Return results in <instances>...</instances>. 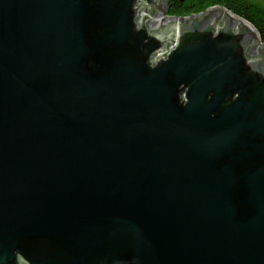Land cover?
<instances>
[{
	"label": "water",
	"instance_id": "obj_1",
	"mask_svg": "<svg viewBox=\"0 0 264 264\" xmlns=\"http://www.w3.org/2000/svg\"><path fill=\"white\" fill-rule=\"evenodd\" d=\"M166 3L0 0V264H264V43Z\"/></svg>",
	"mask_w": 264,
	"mask_h": 264
},
{
	"label": "trees",
	"instance_id": "obj_2",
	"mask_svg": "<svg viewBox=\"0 0 264 264\" xmlns=\"http://www.w3.org/2000/svg\"><path fill=\"white\" fill-rule=\"evenodd\" d=\"M212 6L224 7L244 18L258 31L264 43V0H167L171 17H188L205 12Z\"/></svg>",
	"mask_w": 264,
	"mask_h": 264
},
{
	"label": "rangeland",
	"instance_id": "obj_3",
	"mask_svg": "<svg viewBox=\"0 0 264 264\" xmlns=\"http://www.w3.org/2000/svg\"><path fill=\"white\" fill-rule=\"evenodd\" d=\"M238 16V15H237ZM166 17H171V16H169L168 14H166ZM240 17V16H239ZM242 18V17H241ZM244 19V18H243ZM247 21V20H246Z\"/></svg>",
	"mask_w": 264,
	"mask_h": 264
},
{
	"label": "bare ground",
	"instance_id": "obj_4",
	"mask_svg": "<svg viewBox=\"0 0 264 264\" xmlns=\"http://www.w3.org/2000/svg\"><path fill=\"white\" fill-rule=\"evenodd\" d=\"M166 11H167V9H166Z\"/></svg>",
	"mask_w": 264,
	"mask_h": 264
}]
</instances>
